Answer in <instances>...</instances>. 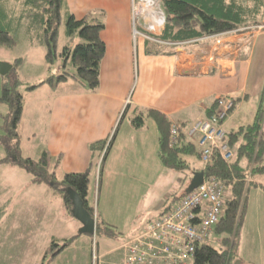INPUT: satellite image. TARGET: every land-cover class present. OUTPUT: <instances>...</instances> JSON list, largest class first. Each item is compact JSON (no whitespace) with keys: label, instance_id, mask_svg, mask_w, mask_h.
Returning <instances> with one entry per match:
<instances>
[{"label":"crops","instance_id":"obj_1","mask_svg":"<svg viewBox=\"0 0 264 264\" xmlns=\"http://www.w3.org/2000/svg\"><path fill=\"white\" fill-rule=\"evenodd\" d=\"M12 1L14 0H9L10 3ZM64 2L67 10L75 17L82 18L85 15L98 13L105 24L99 32L105 46V52L99 65L100 82L93 90H87L71 79L53 86L43 83L31 91L25 90L18 126L21 141L19 150L23 156L34 159L46 152L49 169L55 172L58 167H62L61 171L63 170L64 175L68 172L80 173L87 169L90 175L91 170L95 174L98 172L100 188L103 172L112 178L138 171L140 174H145L152 169L177 171L164 166L159 157L160 135L153 119L146 117L141 126L133 125L132 117L141 110L152 109L161 112L167 120L180 129L183 134L182 141L195 144H197L198 134H190V131L196 121L206 118L207 107L218 96L238 98L236 107L229 116L240 115V119L237 118L236 122L238 127L252 121L250 119H253L264 88V30L214 34L211 35L214 37L206 36L207 38L192 40L191 43H194L192 46L189 45L190 42L165 41L168 44H164L165 42L160 40L159 43L150 41L153 46L158 45V48L165 53L169 52L166 54H147L145 52L146 40H142L134 53L133 23L131 22L132 15H134L131 9L134 0H64ZM144 5L143 8L148 9V6ZM138 21L139 17L135 19V22L139 24ZM161 29L155 34H159ZM211 38L214 39L207 41ZM36 49L39 48L26 41L23 52L26 64L32 62L31 53ZM7 61L13 62L11 59ZM135 71L137 80L134 79ZM255 74L256 76L252 78ZM42 79L39 82H42ZM39 82L30 83V85ZM122 113L124 117L121 119ZM147 119H150V122ZM233 120L229 118L227 122L221 123L220 126L224 132L229 129L233 130L231 125L235 123ZM109 138L112 139H110L109 147L105 145L102 147V142ZM27 143L29 145H26ZM104 148L108 150L106 149L107 152L102 159ZM186 155L182 157L188 164L189 171H192L194 166L201 165L199 159L186 157ZM57 158H59V163L55 167ZM0 165L4 166L2 168L4 172L12 170L14 173L20 170L27 174L12 163L0 162ZM56 177L58 178L57 174ZM183 178L178 181V183L181 182L182 187L185 183ZM31 180L32 178L25 183L24 187L28 193L23 196L24 200L35 199L38 195L37 191L41 192V195L48 194L54 199H48L42 204L24 203L27 209H30L29 217L25 220L27 224L24 221L19 226L14 224L10 229L47 226L52 230L60 220L66 228L68 227L70 233L60 234L57 237L51 236L50 242L51 244L52 241L57 242L59 246L64 243V240L71 239V242L60 249L57 254H52L49 264L56 262L66 251H69L75 238H78L76 240L78 244L83 245V251H79L78 255L82 260L80 264H91L90 235L79 234L80 222L68 213L64 202L63 204L61 202L62 198L53 192L51 185L33 184ZM127 180L128 178H124L123 182ZM256 180L260 186L251 187L246 200L257 197L261 203L260 206L264 207V187H261L264 186V173ZM12 181L8 182L9 186L13 184ZM110 183L103 194L97 192V207H94H96V217L99 221L115 226L112 220L153 216L151 220L160 216L162 208L158 212L157 210L164 198L156 201L153 195V183H146L141 178L134 188L128 185L125 189L123 186L121 191L116 189L113 181ZM185 188L186 186H184L183 193H186ZM138 192L140 200L135 199L131 207V201ZM183 193H174L175 195H170V197L177 198ZM58 197L61 198V212L54 215L57 205L55 198ZM134 204H137L138 211L132 215L136 208ZM247 204L249 206L248 200L246 206ZM42 205L49 209V214L47 212L45 216H37V208ZM15 209H21V207L15 206ZM3 210L0 216L6 213L5 208ZM13 212L11 211L12 214ZM11 213L8 218L13 217ZM115 228L117 235L120 231L116 226ZM39 230L41 233L42 229ZM32 231L34 235L38 234ZM32 233L26 241H23L26 242L25 247L34 244L32 238L35 236L33 237ZM71 233H73L72 238L68 237ZM240 233L237 258L232 264H264V242L259 241L256 234L253 240H249V235L246 237L242 232ZM116 235L108 236V238L111 239ZM120 243L118 242L113 250L110 249L104 253H101L98 248L100 254L98 264L120 261L123 255L118 249ZM45 252L42 258L37 256L35 264L45 262L47 257ZM112 253H115L113 260H103L106 255ZM39 258H41L40 262ZM8 263L11 264V257Z\"/></svg>","mask_w":264,"mask_h":264},{"label":"trees","instance_id":"obj_2","mask_svg":"<svg viewBox=\"0 0 264 264\" xmlns=\"http://www.w3.org/2000/svg\"><path fill=\"white\" fill-rule=\"evenodd\" d=\"M160 9L165 14V22L160 33L152 37L171 43L188 42L238 30L245 26H256L264 18V0H160ZM62 11L65 14L64 34L67 41L59 49L58 35ZM104 26L98 13L85 15L82 18L75 17L65 7L64 0H14L11 3L9 0H0V46H16L20 41V34L23 33L27 42L44 49L43 57L48 64L55 62L57 57L63 60L59 73L48 76L38 84L28 86L26 91H31L43 83L53 86L68 79L87 90L96 89L100 82L99 65L105 52L104 43L99 35ZM74 39L78 41L71 47L70 44ZM145 44L147 54L169 53H165L156 44L153 46L148 41ZM25 60V55L15 59L7 75L2 76L0 103L4 104L8 111L2 116L5 133L0 134V144L4 148L5 155L0 162L17 165L31 175L33 184L51 185L53 192L62 198L69 214L72 207L67 190L71 188L82 199L83 207L92 215L94 206L89 205L87 199L90 185L88 169L80 173L68 172L58 179L55 172L49 170L46 152L32 159L23 156L19 150L21 141L18 126L24 100V95L19 89L21 85L19 70L26 64ZM67 63L71 65L73 71L68 70ZM260 96L252 122L225 132L224 141L233 156L226 161L216 151L212 153L211 159L205 166L199 168L204 171V178L214 176L225 189H228L229 194L224 195L225 208L219 222L210 233V236L212 233L219 236L222 247L216 249L207 244L208 237L205 242L197 245L194 253L195 264H232L237 258L246 196L251 187L260 186L256 178L264 173V88ZM237 102L238 98L232 99L229 114L234 110ZM217 107L218 101L215 98L207 107L205 117L214 116L218 111ZM146 117L152 118L157 125L160 135L159 157L163 165L184 172L188 164L182 156L185 154L198 156V145L194 142L182 141L183 134L180 129L174 144H170L172 123L161 112L152 109L136 113L132 117L133 125L141 126ZM106 141L107 139L102 142V147ZM110 143L111 141L108 147ZM58 161L59 158L55 161V167ZM95 229L96 235L101 233L106 236L116 235L115 226L99 221L98 218ZM69 243V240H64L59 246L52 241L51 254H57ZM40 264L45 262L41 261Z\"/></svg>","mask_w":264,"mask_h":264},{"label":"rangeland","instance_id":"obj_3","mask_svg":"<svg viewBox=\"0 0 264 264\" xmlns=\"http://www.w3.org/2000/svg\"><path fill=\"white\" fill-rule=\"evenodd\" d=\"M144 4H146L144 0H134V3H132V7H131L132 11L134 12V15H132L133 18L131 20V22L133 23L132 24V34H133L132 45H134V53H136L138 47L140 46L139 45L140 41L149 40L148 42L150 41L152 42V40L156 39V38H153L152 35H154L155 33H158V30L162 28V25H164V22H165L164 21L165 14L163 13L162 9H160V0H148V3L146 4L148 6V9L143 8L145 6ZM133 7H135V9H133ZM61 14H62L61 23H60L61 27H60V31L58 35L59 37L58 48L59 49H61L60 47L63 46V44H65L67 41V37L64 34L65 14L63 13V11L61 12ZM137 17H139V21H138L139 24L135 22V19ZM263 20L264 18L258 24H262ZM248 27H251V26H248ZM245 30H250V29L238 28L237 32L245 31ZM258 30L259 29H257V31ZM263 30L264 29H260L259 31H263ZM251 31L254 32L256 30H251ZM229 32H233V31H229ZM211 37H214V36H211ZM213 39L214 38H211L210 40H207V41H211ZM26 40L27 38H25L24 34L21 33L20 41L17 43L16 46L14 47L0 46V61L8 62L7 60L9 59L14 61L18 57H22L23 52L25 51L24 48L26 46ZM77 41H78L77 39H74V41L71 42L70 46L73 47ZM151 42L150 44H152ZM188 42L191 43L192 41H188ZM192 44L194 43H191L189 45L192 46ZM43 56H44V49L40 47L39 49L32 51L31 57H30L32 62L30 64H25L24 66L20 67L19 79H20L21 85L19 89L21 90L22 93L26 90L28 86H30V83H35V82L37 83L42 78H43L42 80H44V78H47L50 75H53V74L55 75L60 72L62 61H63L61 58L57 57L56 61L50 65L47 63L46 60H44ZM67 66H68V70L73 71L69 63H67ZM255 76L256 74L253 75L252 78ZM136 77H137V74L135 71L134 79H136ZM1 82H2V75L0 74V95L2 93ZM232 99L233 98H231V100ZM7 111H8L7 107H5L4 104L0 103V134L5 133V130L3 128L4 118L2 116H5ZM230 115L231 114L228 113L226 118L220 121L218 125L220 126L222 122H225V121L227 122V119L231 118V119H234L233 122H235L231 124L233 126L232 129H236L238 127V124L236 123L238 121L237 118L240 119V115H237V116L232 115L231 117H229ZM149 120L150 119H147L148 122H150ZM26 145H29V144L27 143ZM197 145L199 147V155L197 156L194 154L192 156V154H187L186 157H195L196 159L200 160L201 147L198 144V138H197ZM4 155H5L4 148L0 144V158L4 157ZM48 166L50 165L48 164ZM202 166H203L202 163L200 166H194L193 170L196 169L195 171H198L199 168H201ZM2 168H4V166L0 165V213L3 214L2 212L4 211L3 210L4 208L6 210V213L3 216L2 215L0 216V218L2 217L0 219V263L9 264L8 259L9 257H11V264H35L37 256L38 257L40 256L42 258L44 256L43 255L44 252L46 251L45 253L47 257L45 259V264L46 263L49 264L51 260V255H52L50 237L51 236L57 237L60 234L67 235V233H70V230H68V227L66 228L65 224H62L60 220L59 222H57L58 225H55V227L52 230H50L47 226L10 229L14 224L18 226L21 225L29 217L28 215H29L30 209H27L24 203H36L37 202V203L42 204L43 202H46L48 199H54V198L49 197L48 194L41 195V192L37 191L38 195L35 196V199L30 200V201L24 200L23 196L28 193L27 190H25L24 186H25V183L28 181V179L31 178L30 177L31 175L29 176L20 170L14 171V173L12 170L11 171L7 170L6 172H4ZM61 168L62 167H58L57 170L55 171L56 172L55 174L58 175V179H61L64 176V172L63 170L61 171ZM192 172L193 171H189L188 169H186L183 173L184 178L180 172H177L174 170H168L167 172L161 169L159 170L152 169V170H149L145 174H140L139 171L137 173L130 172L129 174L117 175L112 178H110V176H108L106 172H103V175H101V182H100L101 185L99 188V183H98L99 173L97 172L95 174L93 173V170H91V175H90L91 185L89 188L87 199L91 206H96L97 199H98L97 192L99 191L101 192V194H103L105 188L109 187V185L111 184L110 181H113V185L116 184V189L118 191H121L123 186H124L123 188L125 189H126V186L128 185H131L130 187L134 188L135 187L134 185L140 182V179L142 178L143 180L146 181V183H149V182L153 183V186H154L153 195L156 201H160L162 198H164L161 201L162 204L158 208L157 212L161 210V208L163 211L166 208H168L173 202L177 201L181 196H183L181 195L177 198H173L174 201L172 197H170V195H175L177 193L181 194L184 192L183 191L184 186L187 187V185L189 184L191 177H192ZM124 178L125 179L128 178L127 180L128 183L123 182ZM180 178H183L185 182L183 187H182L181 182L178 183ZM9 181H12L11 183H13L10 186L8 185ZM28 188H30V186H28ZM228 192H229L228 189H225L224 195L226 196L227 194H229ZM135 199L140 200L139 192L138 194L135 193V198L132 199L131 204H130L131 207ZM247 200H248L249 206L247 204L246 211L244 209L245 213L243 215V221H242L243 224H242L241 232L246 237L249 235L248 236L249 240H253L254 234H256L257 239L259 241L261 240L264 242V207L260 206L261 203L259 199H257V197L255 198L251 197L250 199H247ZM55 201L57 205L55 206L54 215H58L59 211L61 212L60 210L61 198L60 199L59 197L55 198ZM61 202L63 204V201ZM15 206H20L21 209H15ZM134 208L135 209L132 212V215L134 214V212L136 213L138 211L137 204H134ZM94 209L95 208H93V213H94ZM11 211L12 212L14 211L15 213L13 212L12 214ZM140 211H141V208L139 212ZM47 212L49 214V209L44 205H42V207L40 208H37V211H36L37 216H40V215L45 216ZM9 213L13 215L12 218H8ZM93 213L91 215L92 217H93ZM152 217L153 216L112 220L114 225L120 231L119 234H117L115 237H111V239L102 233L98 235L94 233L93 236L90 235V240H91L90 246H89L90 254H91V249H92L94 240L96 242L95 243L96 251L98 250V248H99V251H101V253H104L107 250L110 251V249L113 250L115 247H117L118 242L128 240L129 237H132L133 235H135L139 231V229L142 227V225H144ZM40 228L42 229L41 233H39ZM32 230L38 232V234L34 235V232ZM27 232H28V235H27ZM31 233L33 234V237L35 236L34 238H32V240L34 241V244L26 245L25 247L26 242H23V241H26L27 237ZM68 235H69L68 237H71L73 233L68 234ZM77 239L78 238L73 239V244L71 246V249H69V251H66L65 254L61 258H59L56 262L52 264H80L82 260H81V256L79 257L78 255L80 253L79 251H83V245L78 244V242H76ZM18 240L20 241L18 242L19 244L16 242ZM69 241L71 242V239H69ZM60 243H63V242H60ZM207 244H210L212 247H215L216 249H220V247H222L221 244L219 243V236H216L213 233L209 237ZM114 254L115 253L106 255V257L103 258V260H106V259L113 260L115 257ZM41 258H39L38 260L39 262Z\"/></svg>","mask_w":264,"mask_h":264},{"label":"built area","instance_id":"obj_4","mask_svg":"<svg viewBox=\"0 0 264 264\" xmlns=\"http://www.w3.org/2000/svg\"><path fill=\"white\" fill-rule=\"evenodd\" d=\"M144 2L147 4L148 0ZM247 29H264V20L262 24ZM152 41L159 43L157 39ZM216 98L220 105L217 113L210 118L196 121L190 131V134H198V144L201 147L200 161L203 166L216 151L226 161L232 157L224 141L225 133L218 125L228 115L232 100L227 96ZM177 133L178 127L172 124L170 144H174ZM110 139L105 143V147L108 146ZM105 151L104 148L101 158ZM224 194L225 189L217 178L212 175L205 177L201 185L191 192L184 193L163 210L160 216L147 222L139 233L122 241L118 246L122 251V258L111 264H195L194 253L197 245L210 237L212 229L222 216L225 208ZM94 208L93 218L96 220V207ZM95 243L94 240L91 264H98L100 258Z\"/></svg>","mask_w":264,"mask_h":264},{"label":"water","instance_id":"obj_5","mask_svg":"<svg viewBox=\"0 0 264 264\" xmlns=\"http://www.w3.org/2000/svg\"><path fill=\"white\" fill-rule=\"evenodd\" d=\"M12 68V63L0 61V74L2 76L7 75V72ZM204 178V171H194L191 180L187 187L185 188L186 193L191 192L196 187L202 184ZM67 195L71 199V215L76 218L81 227L79 228V234H94L95 218H93L90 213L83 207L82 199L76 194L74 190L69 188L67 190Z\"/></svg>","mask_w":264,"mask_h":264},{"label":"bare ground","instance_id":"obj_6","mask_svg":"<svg viewBox=\"0 0 264 264\" xmlns=\"http://www.w3.org/2000/svg\"><path fill=\"white\" fill-rule=\"evenodd\" d=\"M257 26V25H256ZM256 26H253V27H256ZM220 107V105L218 104V107L217 108H219ZM224 132V131H223ZM225 133V132H224ZM194 173V172H193ZM192 173V174H193ZM204 179V178H203ZM204 181V180H203ZM91 215V214H90ZM95 224H96V220H95ZM94 229H95V226H94ZM96 230V229H95ZM95 230H94V232H95Z\"/></svg>","mask_w":264,"mask_h":264}]
</instances>
